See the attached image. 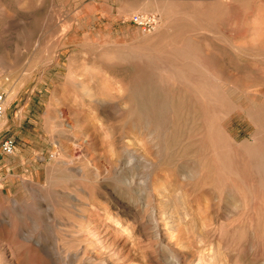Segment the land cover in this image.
<instances>
[{
	"label": "rangeland",
	"instance_id": "1",
	"mask_svg": "<svg viewBox=\"0 0 264 264\" xmlns=\"http://www.w3.org/2000/svg\"><path fill=\"white\" fill-rule=\"evenodd\" d=\"M0 92V264H264V0H0Z\"/></svg>",
	"mask_w": 264,
	"mask_h": 264
},
{
	"label": "built area",
	"instance_id": "2",
	"mask_svg": "<svg viewBox=\"0 0 264 264\" xmlns=\"http://www.w3.org/2000/svg\"><path fill=\"white\" fill-rule=\"evenodd\" d=\"M130 21L141 28L143 31H152L157 23V17L154 14H134L131 16ZM6 110L5 94L0 92V117ZM15 149L14 140L12 138H5L0 142V151L5 155L13 154Z\"/></svg>",
	"mask_w": 264,
	"mask_h": 264
},
{
	"label": "bare ground",
	"instance_id": "3",
	"mask_svg": "<svg viewBox=\"0 0 264 264\" xmlns=\"http://www.w3.org/2000/svg\"><path fill=\"white\" fill-rule=\"evenodd\" d=\"M3 4H4V3H3ZM163 9H164V8H163ZM164 29H166V28H164ZM164 31H165V30H164ZM26 38H27V37H26ZM61 38H62V37H61ZM194 60H195V59H194ZM177 68H178V67H177ZM167 69H168V68H167ZM192 69H193V68H192ZM163 70H164V69H163ZM181 70H182V69H181ZM187 70H188V69H187ZM187 72H188V71H187ZM191 72L194 74V72H196V71L193 70V71H191ZM201 72H202V71H201ZM197 73H198V72H197ZM189 74H190V72H189ZM185 75H186V74H185ZM197 75H198V74H197ZM199 75H200V74H199ZM201 75H202V73H201ZM183 76H184V75H183ZM186 76H187V75H186ZM194 76H195V75H194ZM203 76H205V75H203ZM203 76H202V77H203ZM190 77H192V76H190ZM195 77L197 78V76H195ZM198 77H200V76H198ZM187 78H189V76H188ZM192 78H194V77H192ZM198 79H200V78H197V80H198ZM192 80L195 82L194 79H192ZM197 80H196L197 83H198L199 81H201V80H198V81H197ZM203 81H204V80H203ZM204 82H205V81H204ZM192 83H193V82H192ZM192 83H191V85H192ZM197 83H196V84H197ZM207 83H208V82H207ZM194 84H195V83H194ZM201 84H202V83H201ZM198 85H199V83H198ZM192 86H193V85H192ZM199 86H200V85H199ZM201 86H202V85H201ZM196 87H197V86H196ZM200 88H201V87H200ZM200 88H199V89H200ZM205 88H206V87H205ZM197 90H198V89H197ZM200 90H201V89H200ZM204 90H205V89H204ZM201 91H202V90H201ZM205 91H206V90H205ZM205 91H202L201 94L203 95V92H205ZM195 92H196V90H195ZM196 93H197V92H196ZM205 93H206V92H205ZM216 99H217V98H216ZM144 125H145V124H144ZM148 125H151V124H148ZM148 125H147V126H148ZM217 125H218V124H217ZM148 127H150V126H148ZM214 127H215V125H214ZM216 127H218V126H216ZM216 129H217V128H216ZM219 129L221 130V128H219ZM219 129H218V131H220ZM153 130H154V129H153ZM149 131H150V130H149ZM149 131H148V133H149ZM154 131H155V130H154ZM216 131H217V130H216ZM220 133H221V131H220ZM220 133H219V134H220ZM216 134H217V133H216ZM216 134H215V135H216ZM215 135L213 134L214 137H217V136H215ZM220 135H221V134H220ZM109 138H110V137H109ZM223 138H224V137L222 136V137H221V140H223ZM225 138H226V137H225ZM215 139H216V138H215ZM227 139H228V138H226V140H227ZM221 140H220V141L216 140V142H221ZM226 140H225V141H226ZM223 142H224V140H223ZM223 142H222V143H223ZM228 143H229V141H228ZM231 143H232V142H231ZM218 144H219V143H218ZM229 145H230V144H229ZM225 146H226V145H225ZM225 146H224V147H225ZM215 147H216V146H215ZM221 147H222V145H221ZM261 147H262V146H261ZM254 148H255V147H254ZM222 149H223V147H222ZM224 149H225V148H224ZM226 150H227V149H225V151H226ZM232 150H233V149H232ZM232 150H230V151H232ZM234 150H235V149H234ZM220 151H221V150H220ZM223 151H224V150H223ZM225 151L222 152V155H223V153H224L225 156H226V152H225ZM227 151H229V150H227ZM230 151H229V152H230ZM232 152H233V151H232ZM216 154H218V152H217ZM227 154H228V153H227ZM228 155H229V154H228ZM230 155H231V154H230ZM230 155H229V157H230ZM225 156H224V157H225ZM233 156H234V155H233ZM215 157H216V156H215ZM218 157H219V156H218ZM220 158H222V157L220 156ZM220 158H219V159H220ZM226 158H227V157H226ZM224 159H225V158H224ZM230 159H231V158H230ZM232 159H233V158H232ZM232 159H231V161H232ZM194 160H195V159H194ZM221 160L224 161L223 158H222ZM226 160H228V159H226ZM244 160H245V159H244ZM240 161H241V160H240ZM233 162H234V161H233ZM242 162H243V161H242ZM245 162H246V160H245ZM218 163H219V161H218ZM234 163H235V162H234ZM240 163H241V162H240ZM202 164H203V163H202ZM246 164H247V163H246ZM246 164H243V165L246 166ZM194 165H195V163H194ZM198 165H199V163H198ZM235 165H236V164H235ZM247 165H248V164H247ZM249 165H250L252 168H255V173L258 174V176H259V178H258V179H259V182H264V156H263L262 154H255V153H252V154L250 155V162H249ZM249 165H248V166H249ZM200 166H201V165H200ZM204 166H205V165H204ZM196 167H197V166H196ZM198 168H200V167L198 166ZM198 168H197V169H198ZM152 182H153V181H152ZM164 186H165V185H164ZM166 190H167V189H166ZM166 190H164V191H166ZM158 192H159V191H158ZM161 194H162V196L167 195V194L164 193V192H163V193H160V195H161ZM167 196H168V195H167ZM167 196H166V197H167ZM159 198H160V197H159ZM167 198H168V197H167ZM162 200H164V199H162ZM164 206H165V204H164ZM165 207H166V206H165ZM172 208H173V207H172ZM182 209H183V208H182ZM185 209H186V208H185ZM185 209H183V213L181 212V214H184V210H185ZM164 211H165V210H164ZM169 211H170V210H169ZM185 211H186V210H185ZM175 212H176V211H175ZM187 212H188V210H187ZM172 213H173V212H172ZM179 213H180V212H179ZM186 214H187V213H186ZM187 215H188V214H187ZM180 217H181V216H180ZM182 217H183V216H182ZM185 217H186V216H185ZM176 219H177V218H176ZM182 219H183V218H182ZM182 219H181V220H182ZM168 220H170V218H169ZM168 220H167V221H168ZM179 220H180V219H178V221H179ZM182 221H183V220H182ZM170 222H171V221H170ZM169 224H172V223H169ZM171 226H172V225H171ZM172 229L174 230V227H172ZM173 230H172V231H173ZM104 232H105V231H104ZM12 240H13V239H12ZM6 247H8V246H6ZM220 248H221V247H220ZM2 249H3V248H2ZM8 249H9V247H8ZM8 249H7V250H8ZM215 249H216V248H215ZM4 250H5V248H4ZM4 250H3V251H4ZM9 250H10V249H9ZM1 251H2V250H1ZM11 252H12V251H10V253H11ZM216 252H217V251H216ZM5 254H6V253H5ZM218 256H219V255H218ZM5 257H6V256H5ZM8 258H9V256H8ZM10 258H11V256H10ZM0 259H1V258H0ZM2 259H3V258H2ZM2 259H1V260H2ZM9 260H10V259H9ZM1 263H2V262H1ZM4 264H5V263H4ZM6 264H11V261H10V262L8 261Z\"/></svg>",
	"mask_w": 264,
	"mask_h": 264
},
{
	"label": "crops",
	"instance_id": "4",
	"mask_svg": "<svg viewBox=\"0 0 264 264\" xmlns=\"http://www.w3.org/2000/svg\"><path fill=\"white\" fill-rule=\"evenodd\" d=\"M3 115H4V114H3ZM3 115H2V116H3ZM4 139H5V138H0V142L3 141ZM0 153H2V152L0 151ZM13 153H14V152H13ZM2 154H3V153H2ZM4 155H5V154H4ZM7 156H8V155H7Z\"/></svg>",
	"mask_w": 264,
	"mask_h": 264
}]
</instances>
